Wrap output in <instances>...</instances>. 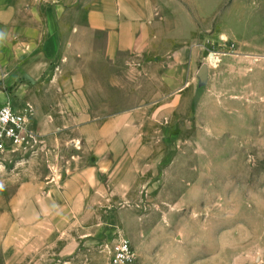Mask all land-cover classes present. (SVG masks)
I'll return each instance as SVG.
<instances>
[{"label": "rangeland", "instance_id": "374dc122", "mask_svg": "<svg viewBox=\"0 0 264 264\" xmlns=\"http://www.w3.org/2000/svg\"><path fill=\"white\" fill-rule=\"evenodd\" d=\"M203 13L207 80L157 99L138 146L109 147L104 169L76 145L0 155V264H109L123 238L138 264H264V0ZM75 166H101L91 194Z\"/></svg>", "mask_w": 264, "mask_h": 264}, {"label": "crops", "instance_id": "0c3cea01", "mask_svg": "<svg viewBox=\"0 0 264 264\" xmlns=\"http://www.w3.org/2000/svg\"><path fill=\"white\" fill-rule=\"evenodd\" d=\"M214 15L203 0H0V106L29 107L48 153L76 145L84 163L94 148L104 169L109 147L139 145L157 99L203 86L201 34ZM102 173L69 171L84 194Z\"/></svg>", "mask_w": 264, "mask_h": 264}, {"label": "built area", "instance_id": "2783aa9c", "mask_svg": "<svg viewBox=\"0 0 264 264\" xmlns=\"http://www.w3.org/2000/svg\"><path fill=\"white\" fill-rule=\"evenodd\" d=\"M31 109L17 111L9 105L0 106V155L38 152L44 145L41 136L31 125ZM109 264H138L130 241L121 239L112 253Z\"/></svg>", "mask_w": 264, "mask_h": 264}, {"label": "water", "instance_id": "95a60500", "mask_svg": "<svg viewBox=\"0 0 264 264\" xmlns=\"http://www.w3.org/2000/svg\"><path fill=\"white\" fill-rule=\"evenodd\" d=\"M198 78L201 82H206L207 80V66H203L198 72Z\"/></svg>", "mask_w": 264, "mask_h": 264}, {"label": "bare ground", "instance_id": "6f19581e", "mask_svg": "<svg viewBox=\"0 0 264 264\" xmlns=\"http://www.w3.org/2000/svg\"><path fill=\"white\" fill-rule=\"evenodd\" d=\"M211 58L214 60V62H216L217 59L215 57L212 56ZM212 59H210V60H212Z\"/></svg>", "mask_w": 264, "mask_h": 264}]
</instances>
